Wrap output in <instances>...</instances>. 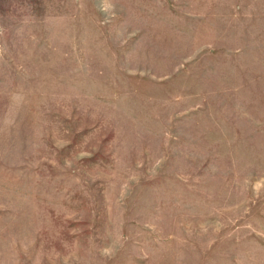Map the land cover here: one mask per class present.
I'll return each mask as SVG.
<instances>
[{"label":"rangeland","instance_id":"obj_1","mask_svg":"<svg viewBox=\"0 0 264 264\" xmlns=\"http://www.w3.org/2000/svg\"><path fill=\"white\" fill-rule=\"evenodd\" d=\"M0 264H264V0H0Z\"/></svg>","mask_w":264,"mask_h":264}]
</instances>
